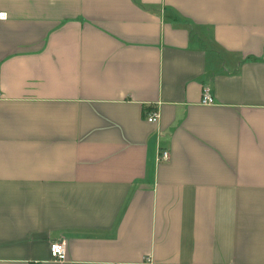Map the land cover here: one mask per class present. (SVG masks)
Wrapping results in <instances>:
<instances>
[{"label":"crops","instance_id":"0c3cea01","mask_svg":"<svg viewBox=\"0 0 264 264\" xmlns=\"http://www.w3.org/2000/svg\"><path fill=\"white\" fill-rule=\"evenodd\" d=\"M0 12V264H264V0Z\"/></svg>","mask_w":264,"mask_h":264},{"label":"built area","instance_id":"2783aa9c","mask_svg":"<svg viewBox=\"0 0 264 264\" xmlns=\"http://www.w3.org/2000/svg\"><path fill=\"white\" fill-rule=\"evenodd\" d=\"M0 18H6L5 12H0ZM201 102L203 104H212L213 97L210 92V88L208 86H204L202 91V99ZM158 118V114L156 111H152L146 116V120L149 122H156ZM169 158V152L166 149H163L159 153V161H166ZM50 256L51 259L55 262H61L66 260V244L64 240H57L50 244Z\"/></svg>","mask_w":264,"mask_h":264}]
</instances>
